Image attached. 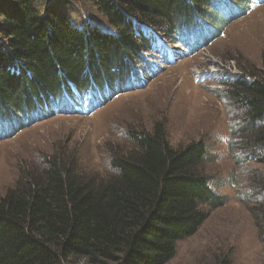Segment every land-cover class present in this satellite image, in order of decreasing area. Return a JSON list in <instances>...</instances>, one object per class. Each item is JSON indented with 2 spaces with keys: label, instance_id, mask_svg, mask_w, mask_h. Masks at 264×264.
Listing matches in <instances>:
<instances>
[{
  "label": "trees",
  "instance_id": "1",
  "mask_svg": "<svg viewBox=\"0 0 264 264\" xmlns=\"http://www.w3.org/2000/svg\"><path fill=\"white\" fill-rule=\"evenodd\" d=\"M222 1L84 0L80 5L104 22L89 27L84 10L65 0H0V123L64 113L53 105L88 95L97 101L86 108L91 115L110 92L131 84L137 63L156 51L150 33L194 53L201 39L189 42L184 34L203 22H224L216 11ZM251 70L227 82L226 94L245 113L238 147L264 154V60ZM129 140L131 149L113 153L115 173L107 178L84 173L70 156L21 170L0 198V264L173 261L178 244L228 199L211 187L204 141L172 146L165 121L151 131L130 130ZM252 214L264 244V204ZM217 264L233 263L222 258Z\"/></svg>",
  "mask_w": 264,
  "mask_h": 264
},
{
  "label": "rangeland",
  "instance_id": "2",
  "mask_svg": "<svg viewBox=\"0 0 264 264\" xmlns=\"http://www.w3.org/2000/svg\"><path fill=\"white\" fill-rule=\"evenodd\" d=\"M65 1L84 10L89 27L104 23L80 5L84 0ZM216 4L224 22L216 20L213 26L203 22L199 31L184 34L189 42L193 37L201 39L188 56L177 58L184 53V44L150 33L155 43L162 41L174 49V62L166 64L167 58L148 52L135 66L131 84L91 115L66 113L70 104L63 100L56 107H63L64 113L34 114L19 125L1 122L0 198L17 184L21 170L54 155L73 157L84 173L107 178L115 173L113 153L132 147L130 130L151 131L157 122L165 121L172 146L206 143L211 187L228 199L224 207L210 213L195 236L178 244L176 257L169 264H217L222 258L233 264H264V244L252 214V209L264 204V154L259 148L248 154L238 147L245 113L226 94L227 82L241 71L262 68L264 0ZM205 72L213 75L205 74L201 80Z\"/></svg>",
  "mask_w": 264,
  "mask_h": 264
},
{
  "label": "built area",
  "instance_id": "3",
  "mask_svg": "<svg viewBox=\"0 0 264 264\" xmlns=\"http://www.w3.org/2000/svg\"><path fill=\"white\" fill-rule=\"evenodd\" d=\"M205 74L213 75V74H210V72H205L204 74L201 75V80L204 79L203 75H205ZM237 76H238V75H237Z\"/></svg>",
  "mask_w": 264,
  "mask_h": 264
},
{
  "label": "bare ground",
  "instance_id": "4",
  "mask_svg": "<svg viewBox=\"0 0 264 264\" xmlns=\"http://www.w3.org/2000/svg\"><path fill=\"white\" fill-rule=\"evenodd\" d=\"M210 41H211V40H210ZM210 41H209V42H210Z\"/></svg>",
  "mask_w": 264,
  "mask_h": 264
}]
</instances>
